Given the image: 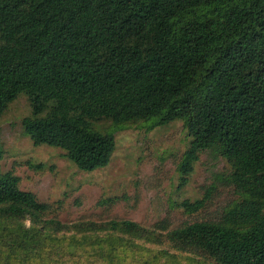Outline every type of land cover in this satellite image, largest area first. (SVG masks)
I'll use <instances>...</instances> for the list:
<instances>
[{
    "label": "trees",
    "instance_id": "1",
    "mask_svg": "<svg viewBox=\"0 0 264 264\" xmlns=\"http://www.w3.org/2000/svg\"><path fill=\"white\" fill-rule=\"evenodd\" d=\"M22 92L24 132L80 170L106 166L127 124L181 119L182 181L210 151L237 196L170 229L63 223L0 173V264H264V0H0V114Z\"/></svg>",
    "mask_w": 264,
    "mask_h": 264
},
{
    "label": "rangeland",
    "instance_id": "2",
    "mask_svg": "<svg viewBox=\"0 0 264 264\" xmlns=\"http://www.w3.org/2000/svg\"><path fill=\"white\" fill-rule=\"evenodd\" d=\"M31 114L23 92L0 114V173L13 174L21 189L45 203L47 217L63 223L131 219L146 227L164 224L170 229L217 220L237 196L222 180L227 163L210 151L199 154L182 181L178 167L191 137L181 119L151 129L144 121L127 124L114 132L109 163L84 171L62 148L33 143L21 122ZM96 126L107 130L111 123L102 120ZM203 198L204 206L197 211L182 205L183 200Z\"/></svg>",
    "mask_w": 264,
    "mask_h": 264
}]
</instances>
